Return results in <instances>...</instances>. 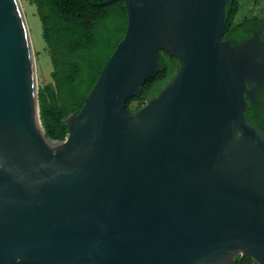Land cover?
<instances>
[{"label":"water","instance_id":"obj_1","mask_svg":"<svg viewBox=\"0 0 264 264\" xmlns=\"http://www.w3.org/2000/svg\"><path fill=\"white\" fill-rule=\"evenodd\" d=\"M123 1L124 36L56 142L20 2L0 0V264H264V133L244 116L264 41L223 39L229 0ZM161 51L177 68L132 113Z\"/></svg>","mask_w":264,"mask_h":264},{"label":"trees","instance_id":"obj_2","mask_svg":"<svg viewBox=\"0 0 264 264\" xmlns=\"http://www.w3.org/2000/svg\"><path fill=\"white\" fill-rule=\"evenodd\" d=\"M27 1L35 7L51 64L50 82L38 87L39 119L46 138L59 142L66 136V118L80 111L99 72L124 36L125 4L123 0L105 6H91L86 0ZM239 2L229 0L225 7L223 39L232 44L246 40L250 28L264 26V17L256 16L232 23ZM159 61L162 68L142 85L138 96L127 100L126 107L140 101V109L172 78L177 60L161 51ZM244 116L264 133V89L258 91L256 103L248 102Z\"/></svg>","mask_w":264,"mask_h":264},{"label":"rangeland","instance_id":"obj_3","mask_svg":"<svg viewBox=\"0 0 264 264\" xmlns=\"http://www.w3.org/2000/svg\"><path fill=\"white\" fill-rule=\"evenodd\" d=\"M239 7L232 23H238L244 17H264V0H239ZM24 19L30 34L35 64L36 85L38 87L50 82L51 64L45 44L41 37L40 21L35 7L27 0H19ZM140 101H133L128 110L134 112L141 106Z\"/></svg>","mask_w":264,"mask_h":264},{"label":"flooded vegetation","instance_id":"obj_4","mask_svg":"<svg viewBox=\"0 0 264 264\" xmlns=\"http://www.w3.org/2000/svg\"><path fill=\"white\" fill-rule=\"evenodd\" d=\"M250 30H254L256 32H259V38L261 41H264V26L262 27H258V28H250ZM252 35V33L250 32V36ZM249 36V37H250ZM248 37V38H249ZM246 38V39H248ZM260 91V90H259ZM258 93V92H257ZM237 260L238 264H256L251 257L249 256H239V255H235L227 264L232 263L233 261Z\"/></svg>","mask_w":264,"mask_h":264}]
</instances>
